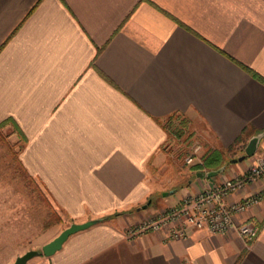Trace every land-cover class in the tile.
Here are the masks:
<instances>
[{"label": "crops", "instance_id": "1", "mask_svg": "<svg viewBox=\"0 0 264 264\" xmlns=\"http://www.w3.org/2000/svg\"><path fill=\"white\" fill-rule=\"evenodd\" d=\"M173 114L200 144L194 162L220 150L221 172L185 163ZM1 121L16 124L19 160L64 215L51 238L120 212L25 264H264V196L235 216L259 225L249 243L195 228L124 235L246 169L250 157L226 153L264 131V0H0Z\"/></svg>", "mask_w": 264, "mask_h": 264}, {"label": "rangeland", "instance_id": "2", "mask_svg": "<svg viewBox=\"0 0 264 264\" xmlns=\"http://www.w3.org/2000/svg\"><path fill=\"white\" fill-rule=\"evenodd\" d=\"M168 122L173 130H180L183 120L174 117ZM172 134L180 138L177 140L171 136L182 149L180 153L185 161L186 155L191 153L190 134L183 133V129L180 134ZM20 142L19 135L10 124L0 128V264H11L17 255L28 249H40L41 244L60 229L64 217L43 184L22 169ZM242 153L243 149L231 148L226 156L231 159ZM221 156L224 162L223 152ZM249 159L247 166L252 157ZM194 161L193 157L192 162L187 164L202 163V159Z\"/></svg>", "mask_w": 264, "mask_h": 264}, {"label": "built area", "instance_id": "3", "mask_svg": "<svg viewBox=\"0 0 264 264\" xmlns=\"http://www.w3.org/2000/svg\"><path fill=\"white\" fill-rule=\"evenodd\" d=\"M200 150V144H191V153L185 162L190 163ZM250 164L238 174L224 177L219 182L181 198L176 205L164 207L141 221L125 228L124 235L133 238L146 231L168 228L172 237H181L188 229H205L211 233L235 232L247 243L259 233V225L250 220L238 221L235 216L259 203L264 196V184L246 193L240 199H230L249 185L264 179V153L256 151Z\"/></svg>", "mask_w": 264, "mask_h": 264}, {"label": "water", "instance_id": "4", "mask_svg": "<svg viewBox=\"0 0 264 264\" xmlns=\"http://www.w3.org/2000/svg\"><path fill=\"white\" fill-rule=\"evenodd\" d=\"M264 136V131H259L257 133H254L251 135L247 142L245 143L243 147V153L237 157H232L230 160L231 162H235L238 160H243L245 157L252 156L256 151H258L259 147L258 144L260 142V139ZM225 165L222 164L220 167L216 169H210L205 171V174L207 176H213L219 172H221L224 169ZM198 175H201L202 172H198ZM164 194V193H163ZM151 199L148 198L147 201L140 205V207L145 208L150 203ZM139 208V207H138ZM101 220V217H95L90 218L81 222H75L72 221L64 227L58 234H56L53 238L45 242L41 245L40 249H28L24 251L23 253L17 255L13 262L11 264H25L28 259L31 257L38 255L40 253L44 255H49L53 253L55 250L59 249L62 245V243L65 241V239L72 233L82 230L98 221Z\"/></svg>", "mask_w": 264, "mask_h": 264}, {"label": "trees", "instance_id": "5", "mask_svg": "<svg viewBox=\"0 0 264 264\" xmlns=\"http://www.w3.org/2000/svg\"><path fill=\"white\" fill-rule=\"evenodd\" d=\"M249 71L251 72V70H249ZM251 73L253 75H256V74H254V72H251ZM177 116L178 115L173 114V115H171V118H174V117H177ZM6 123H7V121H1L0 122V128L2 126L6 125ZM180 126H181L180 127L181 129L180 130H173L172 124L168 122L167 125H166V128H167L168 132H170V133L180 134V133H182V129L185 126V121H183ZM13 129L15 130V132L17 133V135H19V129L16 126L15 123H13ZM240 138L241 137L239 136V139ZM221 154H222V151L214 149V150H212L211 152H209L207 155H205L203 157L201 164H198L196 166H198V168H204L205 171L210 170V169H216V168L220 167L222 164H224V162H225V161L223 162V158H222ZM229 161H230V158L228 159V162ZM21 167H22L23 170H25V168L23 167L22 164H21ZM119 213L120 212H114L112 214L104 215V216L101 217V220L107 219L111 215H116V214H119Z\"/></svg>", "mask_w": 264, "mask_h": 264}]
</instances>
